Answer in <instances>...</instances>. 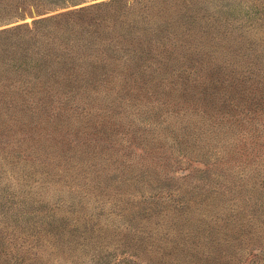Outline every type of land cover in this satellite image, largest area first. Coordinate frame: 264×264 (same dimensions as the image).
Returning a JSON list of instances; mask_svg holds the SVG:
<instances>
[{
    "label": "rangeland",
    "instance_id": "1",
    "mask_svg": "<svg viewBox=\"0 0 264 264\" xmlns=\"http://www.w3.org/2000/svg\"><path fill=\"white\" fill-rule=\"evenodd\" d=\"M44 18L0 46V264H264V0H0Z\"/></svg>",
    "mask_w": 264,
    "mask_h": 264
},
{
    "label": "trees",
    "instance_id": "2",
    "mask_svg": "<svg viewBox=\"0 0 264 264\" xmlns=\"http://www.w3.org/2000/svg\"><path fill=\"white\" fill-rule=\"evenodd\" d=\"M227 18H241L242 15L244 16H249V14H243L241 12V7L237 6L235 4L230 5L229 8L225 11V13H223ZM241 14V15H240ZM55 18V17H54ZM53 18H44V19H40L37 20L36 22L33 23V27L29 28L27 26H23V27H16L13 29H5V30H0V46H4L6 45L8 50L10 49L8 47V45L12 44V40H14L15 38H18L19 40H21L23 42V45H25V50L28 53V51H32L31 47H37V54H38V50L40 49H44L46 52V55L49 56L53 53H56L57 50H55L53 48V44L56 43L57 38L55 36H52V40H51V48L47 47L46 45L43 44V47L40 48V46H38V44L34 43L35 37L38 35V32L41 33V28L44 24H48L51 22H54ZM54 40V42H53ZM47 44V40L44 41ZM55 50V51H54ZM26 53V54H27ZM26 54L23 56L25 58ZM57 54H55L56 56ZM26 65H31L32 68H36L37 69H42L44 67H46L47 65H49L51 63V60H42V59H37L36 61L32 62V64H30V60H24ZM50 66V65H49ZM48 68V67H47Z\"/></svg>",
    "mask_w": 264,
    "mask_h": 264
}]
</instances>
